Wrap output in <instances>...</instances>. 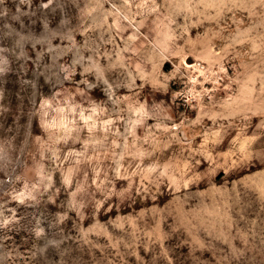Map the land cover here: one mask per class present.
I'll list each match as a JSON object with an SVG mask.
<instances>
[{"label": "rangeland", "instance_id": "1", "mask_svg": "<svg viewBox=\"0 0 264 264\" xmlns=\"http://www.w3.org/2000/svg\"><path fill=\"white\" fill-rule=\"evenodd\" d=\"M0 264H264V0H0Z\"/></svg>", "mask_w": 264, "mask_h": 264}]
</instances>
